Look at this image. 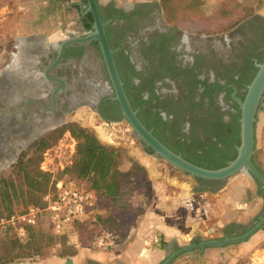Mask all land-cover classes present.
Masks as SVG:
<instances>
[{"label":"flooded vegetation","instance_id":"af4514ba","mask_svg":"<svg viewBox=\"0 0 264 264\" xmlns=\"http://www.w3.org/2000/svg\"><path fill=\"white\" fill-rule=\"evenodd\" d=\"M97 2L102 21L106 22L109 45L115 50L114 59L125 94L133 109L138 110L140 121L168 148L195 164L203 166L206 161L219 157H223L225 163L233 159L240 132V108L233 94L243 99L246 86L256 72L255 61L261 62L264 58V44L259 41L264 37V16L253 12L230 30L209 34L169 24L162 16L158 0ZM75 4L79 5L80 27L84 32L67 37L83 36L92 31V28H85L82 18L87 2L80 0ZM17 41L13 38L9 58L0 66V72L15 63ZM36 47L38 50L32 55L30 69L38 80L37 88L24 81L21 93L13 98L0 92V127L6 130L7 125H13V129H22V135L11 146L8 142L13 132H0V142L3 143L0 146V166L18 164L24 151L42 146L53 132L65 126L69 107L77 105L72 114L77 113L81 119L92 117L96 125L126 122L130 127L114 99L115 91L96 40L68 45L60 61L56 60L58 50L54 44L44 45L42 42ZM120 51L126 55L127 61ZM130 67L134 73L126 86L124 77ZM52 87L58 88L55 96L51 93ZM75 92L77 100L68 102ZM138 96L146 102L134 107L132 102ZM263 102L264 97L256 114L254 149L258 112ZM149 113L152 116L146 121L147 125L145 120ZM158 117L162 123L154 129ZM119 139L121 143L126 140ZM127 140L125 143L133 150L139 148L143 153L153 155V150L142 140L135 137L134 142ZM7 145L9 149L5 148ZM138 155L142 158L140 153ZM157 159L166 162L172 170L181 171L165 159ZM251 160L264 174V169L257 165L255 153ZM241 172L227 177L229 181H212L190 175L199 189L208 187L213 192V188L224 181L225 187H230L228 202L231 211L225 212L226 221L218 227L222 236L214 239L239 236L264 217L263 184L249 173ZM247 213H253L255 221L245 224L244 214ZM263 229L264 225L252 235Z\"/></svg>","mask_w":264,"mask_h":264},{"label":"crops","instance_id":"0c3cea01","mask_svg":"<svg viewBox=\"0 0 264 264\" xmlns=\"http://www.w3.org/2000/svg\"><path fill=\"white\" fill-rule=\"evenodd\" d=\"M255 12L264 16V0H260ZM69 0H0V33L17 38V48L23 42L38 41L44 45L65 39L51 16L59 9L66 10ZM196 32V31H195ZM202 32V31H201ZM37 35V36H32ZM54 36V37H53ZM63 36V37H62ZM37 37H40L37 40ZM2 43V44H3ZM1 45V44H0ZM13 45V44H12ZM255 160L264 169V132L257 130ZM139 163L151 179L153 194L145 201L144 194L130 190L125 182L118 194L120 202L101 196L97 214L112 226H121L119 244L111 249H102L91 242L83 243L84 235L78 233L62 246L61 254L32 260L0 261V264H64L71 259L74 264H161L165 257L176 249L202 241L206 232H211L212 208L209 188H197L196 181L187 173L172 170L152 155L140 152ZM248 186L250 183V180ZM223 196V195H221ZM219 213L222 224L226 218ZM222 224L220 226H222ZM218 229V228H217ZM262 231V230H261ZM259 231V238L264 233ZM263 232V231H262ZM85 238V237H84ZM86 239V238H85ZM218 251L206 252V248H192L183 252L169 264H231L230 253L218 246Z\"/></svg>","mask_w":264,"mask_h":264},{"label":"rangeland","instance_id":"374dc122","mask_svg":"<svg viewBox=\"0 0 264 264\" xmlns=\"http://www.w3.org/2000/svg\"><path fill=\"white\" fill-rule=\"evenodd\" d=\"M69 4L66 7L64 13H62L59 9H57L56 13H52L53 16L57 20V26L60 28L61 25L65 27L62 30L63 36L66 34L67 36H73L80 33H83L84 30L80 27V14L75 7V3L80 0H69ZM239 0H227L226 4L228 5L231 13V18L228 22H224L221 20V16L219 15V11L217 8L219 4H224V0H203V2L198 7L189 8L185 7L186 11L184 13L181 11H177L173 16H179L177 20L174 18L167 19L165 14V9L161 4V1L158 0V4L160 10L162 12V16L165 20L175 26H180L185 30H191L196 32H205L209 34L224 32L232 29L238 23L249 17L253 12H255L258 7L260 0H241L240 4H236ZM243 5V6H242ZM193 12L201 11L204 16L209 17L213 22L214 26L212 28L202 27V21L198 20H190L187 18L189 15L188 12L191 10ZM191 11V12H192ZM201 16V15H199ZM211 24V23H210ZM0 33V66L7 62L9 58V51L13 44V38L8 34V38L6 37V43H3L5 38ZM62 36V37H63ZM54 37V36H53ZM3 41V42H2ZM260 43L264 44V37L261 38ZM3 43V44H2ZM21 56V55H20ZM262 56V53L261 55ZM17 68V66H16ZM14 69V68H13ZM252 72H255L252 70ZM77 113H73L67 117L68 124H75L87 130H90L98 140L108 146H111L118 150L119 156V166L116 172L117 177H123L124 181L130 183V190H136L138 192H142L144 194L145 201L147 198L152 196L153 188L151 179L147 177L145 169L139 163V155L140 149L135 148L134 150L129 146L127 139H131L134 142L132 137V130L124 122L121 125L111 124L107 126L96 125L95 121L92 117L89 119H81L78 117ZM258 121H257V130L258 133L262 129L264 132V102L262 103L261 110L258 112ZM65 127V126H64ZM98 127L104 129V132L108 134L111 140H104L101 138ZM122 130V132H121ZM125 142L121 143L120 137ZM47 144L44 148L41 149H28L23 152L20 162L23 165L27 166V170L31 173L32 169H39L44 171L45 173L50 174V180L57 177H63L65 180L68 178L73 179L74 182L78 184L92 188L90 186V182L87 179H78L70 172L62 173L63 169L71 164L76 148V140L71 135L68 129H63L61 133H58V130L53 133V135L46 140ZM132 143V142H131ZM232 151L228 152L230 154ZM165 167L169 166L166 162H161ZM244 173V172H241ZM242 175L238 174L237 176ZM0 177H5L8 179H12L14 183V194L13 201L10 205V210L24 207L31 203V193L29 188L27 187L28 181L25 176H23L21 170L18 169V164H14L11 166H5L0 169ZM231 179V178H230ZM229 181V178L226 181ZM222 182L213 188V192L208 195V200L211 203L212 208V216H211V224L212 230L211 232H206L203 240L206 239H214L222 236L220 229H217L222 222L219 221L218 213L223 215L227 211L229 213L231 211V204L228 202L230 195V187H225V182ZM232 181V180H230ZM223 195V196H221ZM0 210H4V208L0 205ZM256 216L252 213L244 214V222L245 224L252 223L255 221ZM41 232H38L30 237V239L26 238L23 240L13 239V237L6 238L3 243H0V259H9L11 258V254L14 255L15 251H18L20 254L16 260H32L36 261L47 256H51L53 254L61 253L63 242L72 239V237H77L78 233L84 235L83 243L91 242L93 243L95 234L98 233L100 229L112 230L117 232L118 234L123 232L125 233L124 228L121 226L117 227L108 224L104 221V218L100 216V214H96L95 218H89L85 220L83 223H76L72 226L68 233L60 236L52 234L49 229L42 225ZM263 231V232H262ZM261 231V234L264 233V229ZM259 231L254 235L249 237L246 241L240 242L237 244H229L226 246H222V249L228 251L231 249H235L233 254L230 253L229 260L233 261L231 264H260L264 260V236L263 238H259ZM11 247H13V252L11 253ZM206 252H215L218 251L217 247H209L205 249ZM230 252V251H229ZM184 255V253L182 254Z\"/></svg>","mask_w":264,"mask_h":264},{"label":"water","instance_id":"95a60500","mask_svg":"<svg viewBox=\"0 0 264 264\" xmlns=\"http://www.w3.org/2000/svg\"><path fill=\"white\" fill-rule=\"evenodd\" d=\"M86 2L87 7L84 12L91 13L93 19L92 31L83 36L67 37L61 40L59 43H55L54 46L58 50V56L56 60H61L64 50L68 45H71L73 43H86L91 40H96L100 46L103 55V62L106 65L109 77L113 85V89L115 91L114 99L118 102L124 118L127 120L131 127L132 136L142 140L146 146L150 147L153 150V157L163 158L170 165L193 177L212 181L223 180L242 171L245 173H249L251 176L257 178L264 186V174L257 169V167L251 160V157L255 152L254 128L256 122V114L259 109L260 102L264 97V58L261 62L255 61L256 72L251 81L246 86V92L243 99H240L233 94V99L237 102L240 108L239 144L236 147L235 157L217 168L204 167L187 160L181 155V153H177L168 148L153 134L151 129H148L140 121L137 115L138 110L133 109L125 94L123 82L119 76L114 59L115 50L110 47L107 36L105 34L106 22L102 21L98 2L97 0H86ZM1 73L2 72H0V74ZM57 91V87L51 88L52 95L55 96ZM76 106L68 108V116L72 114L73 110H76ZM107 123L109 124V122ZM5 166H7V164L1 165L0 169ZM263 225L264 217L255 225H253L249 230L239 236L225 237L223 239L202 240L187 244L185 246H181L177 250L173 249V251L165 257L164 261L161 264H169L178 255L185 251H189L192 248H204L206 246L224 245L228 243L244 241L249 238L255 231L260 229ZM64 264L74 263L71 259H67Z\"/></svg>","mask_w":264,"mask_h":264},{"label":"trees","instance_id":"16d2710c","mask_svg":"<svg viewBox=\"0 0 264 264\" xmlns=\"http://www.w3.org/2000/svg\"><path fill=\"white\" fill-rule=\"evenodd\" d=\"M86 4V0H83ZM162 6L165 9V14L167 19L174 18L177 20V18L180 16H173L177 11H181L185 13L186 9L185 7L193 8L200 6V4L203 2V0H160ZM240 1H237L236 4H240ZM227 0H224V4H219V7L217 8V11H219V15L222 17L221 20L224 22H228V20L231 18V13L228 5L226 4ZM243 6V5H242ZM75 7L79 9V5L75 4ZM187 18L190 20H198L202 21L203 28L214 26L213 22L209 17L204 16V14L201 11L193 12L192 9L189 10ZM192 11V12H191ZM201 15V16H199ZM84 19V26L87 29L92 28V16L91 13L87 12L82 17ZM211 23V24H210ZM119 54L125 58L127 61L126 55L122 53V51L119 52ZM263 59V58H262ZM262 59L260 61H262ZM134 73L133 67H130L126 71V76L124 77L125 85L128 86L131 82V74ZM146 100L143 99L141 96H138L136 100H133V106L136 107L138 105H142L145 103ZM152 116V113H149L147 115V118L145 120V123L147 124L148 120ZM147 121V122H146ZM162 123L161 119L158 117L155 120V128L156 129L160 124ZM148 125V124H147ZM63 129H68L71 133V135L76 140V148H75V154L73 157V160L70 165L65 167L62 171V173L70 172L78 179H87L90 182L91 189L95 190L97 193H99L101 196L103 195L104 198L112 199L117 201L118 203H121L119 200V196L116 197L119 190L121 189L122 185L126 181H124L123 177L126 174L122 175L121 177H117L116 172L118 170L119 166V152L117 149L105 145L101 143L98 138L90 131L85 128H82L80 126H77L73 123L65 125V127H62L58 130V133H61ZM239 129H237L238 131ZM54 133V132H53ZM51 134V136L53 135ZM50 136V137H51ZM49 137V138H50ZM48 138V139H49ZM47 144V141L43 143L42 146L36 148L41 149L44 148ZM150 150V149H148ZM232 158V157H231ZM225 164V159L223 157H219L212 161H206L205 164L203 163V166L207 167H219L221 165ZM18 169L21 170L23 176L26 177L28 181L27 187L29 188V191L31 193V203L39 205L41 203V197L42 195L51 189L54 186L55 181L58 179H64L63 177H57L53 178L50 183V174L45 173L42 170L39 169H32V172L30 173L27 170V166L23 165L22 162L19 161L18 163ZM67 180H72L71 178H68ZM14 183L12 179H8L5 177H0V205L4 208V210H0V213L2 212H8L10 210V205L13 201V194H14ZM30 203V204H31ZM42 226H36L28 228V239H30L31 236L34 234L41 232ZM117 229H119L117 227ZM123 234V232H121ZM13 237V239L17 240L18 238L11 235V234H3L0 237V243H3V241L8 237ZM62 236V235H60ZM66 242L60 243L65 244ZM13 252V247H11V253ZM61 254V253H59ZM20 254L18 251H15L14 255L11 254V258L9 259H0V261H8V260H16L19 259L18 257Z\"/></svg>","mask_w":264,"mask_h":264},{"label":"built area","instance_id":"2783aa9c","mask_svg":"<svg viewBox=\"0 0 264 264\" xmlns=\"http://www.w3.org/2000/svg\"><path fill=\"white\" fill-rule=\"evenodd\" d=\"M101 195L72 180L58 179L41 197V203L28 204L0 213V237L7 233L20 240L28 237V228L45 225L54 235H64L76 223L95 218ZM121 233L100 229L93 245L111 249L121 240ZM264 264V260L262 263Z\"/></svg>","mask_w":264,"mask_h":264},{"label":"bare ground","instance_id":"6f19581e","mask_svg":"<svg viewBox=\"0 0 264 264\" xmlns=\"http://www.w3.org/2000/svg\"><path fill=\"white\" fill-rule=\"evenodd\" d=\"M39 44L40 43H38V41L36 42V41L32 40L31 42H23V43H21L19 45L18 49L15 52V57H14V62L15 63L12 62L8 66V69L5 70V71H3L2 74H0V92L1 93L7 95V97L13 98L16 94L21 93L20 91L23 88V82L24 81L25 82L27 81L26 82L27 85L29 84L30 86H33V88H37V84H38L37 82H38V80L36 79V76L32 73L30 67H31L32 61H33L32 55L34 54V52H37L38 49H37L36 46H38ZM16 66H17V68H16ZM14 80L16 81V83H13ZM73 81H75V80H73ZM73 83L74 82H72L71 84H73ZM74 86H75V84H74ZM72 88L74 89V87H72ZM47 96H49V94ZM69 98H70V102L76 101L77 100L76 92L73 93L72 95H70ZM91 98H92V96H91ZM66 99H68V98H66ZM13 107H14V104H13ZM35 115H36V113H35ZM7 121H9V120H7ZM12 126L13 125H7L6 130L5 129H2L1 128L2 126L0 127V132H5V131H9V133L10 132H13L12 137L10 138V140L8 142L10 146L16 144V142L18 141L19 136L22 135V129L21 128L13 129ZM15 126H16V124H15ZM17 127H18V125H17ZM98 131H99V134H100V136H101L102 139H104V140H111V138L108 136V134H106L104 132V129L98 127ZM1 145H3L2 142H0V146ZM5 148L6 149H9L8 145Z\"/></svg>","mask_w":264,"mask_h":264}]
</instances>
